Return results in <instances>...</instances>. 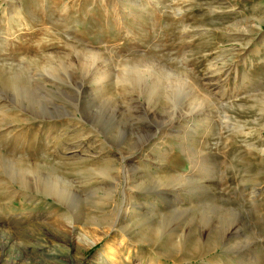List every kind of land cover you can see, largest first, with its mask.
Returning a JSON list of instances; mask_svg holds the SVG:
<instances>
[{
  "label": "rangeland",
  "instance_id": "rangeland-1",
  "mask_svg": "<svg viewBox=\"0 0 264 264\" xmlns=\"http://www.w3.org/2000/svg\"><path fill=\"white\" fill-rule=\"evenodd\" d=\"M0 264H264V0H0Z\"/></svg>",
  "mask_w": 264,
  "mask_h": 264
}]
</instances>
